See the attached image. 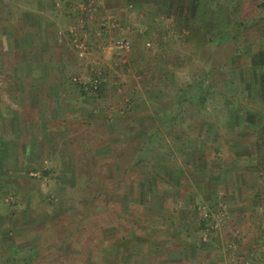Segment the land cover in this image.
Returning a JSON list of instances; mask_svg holds the SVG:
<instances>
[{
  "label": "rangeland",
  "instance_id": "obj_1",
  "mask_svg": "<svg viewBox=\"0 0 264 264\" xmlns=\"http://www.w3.org/2000/svg\"><path fill=\"white\" fill-rule=\"evenodd\" d=\"M50 1L0 0V102L7 96L9 108L23 106L6 87L19 61L39 58L24 72L39 68L51 84L59 72L65 87L85 88L89 112L67 129L54 124L55 138L41 128L27 162L8 163L25 173L0 177V264H241L253 254L257 261L264 251V0H186L191 10L199 4L194 13L208 11L188 21L193 32L162 20L154 30L164 44L129 56L116 52L118 33L95 31L88 48L76 39L77 54L92 63L57 67L45 61L58 59L62 44L30 49L24 17L39 11V32L56 13L66 32L77 4ZM20 36L24 49L15 48ZM61 96L51 103L64 107ZM232 187L244 189L241 212L229 206L224 190ZM240 228L241 240L233 233ZM62 240L71 247L58 249Z\"/></svg>",
  "mask_w": 264,
  "mask_h": 264
},
{
  "label": "crops",
  "instance_id": "obj_2",
  "mask_svg": "<svg viewBox=\"0 0 264 264\" xmlns=\"http://www.w3.org/2000/svg\"><path fill=\"white\" fill-rule=\"evenodd\" d=\"M55 1V0H53ZM74 1L77 5L75 11L71 8L69 9V16L66 17L70 25L66 32H63L61 25L59 24L60 18L55 13L49 14L47 22L42 23L41 30L39 32L34 29V21L33 19H37V17L41 20V15H39V11L29 10L24 12V17L26 20L30 21L29 24L30 29L26 30V32L31 35H34V40L31 42L30 49L38 48L40 45L47 44L48 46L53 45L54 47H58L60 43L63 48H60L63 53L59 54V58L50 57L48 58L47 65L50 67L51 65L58 66V63L62 62L68 66L73 59L78 64L88 65L92 63L91 57H79L77 54V45L76 42L83 40L86 44L87 48L91 44L90 33H94L96 31L97 35H104L105 30H110L114 33H118V39H128L131 42V48L128 50H123L125 54L129 55L137 48L146 47L145 44L151 46L156 44L161 46L164 44L161 41V37L156 36L155 28L162 25V20L172 19L175 20L173 26L178 28L174 29L172 24L166 21L168 25H171L169 29H173V31H179L185 29L183 24H188V21L192 18H196L199 14L207 13L208 11H200L194 13L193 10H197L200 6L197 4L196 7L191 6L193 10L190 9V6H187L186 0H69ZM192 2V1H191ZM190 2V3H191ZM44 3H51L50 0H44ZM181 5L183 7L181 8ZM195 8V9H194ZM207 10H210L209 8ZM136 14H132L135 13ZM38 14V16H37ZM136 15V16H135ZM136 17L139 19L137 22ZM177 19H188L187 22L180 23ZM181 21V20H180ZM19 27L23 26L19 20L16 21ZM192 22V21H191ZM185 24V25H186ZM24 25H27L24 23ZM41 25V24H40ZM28 26V25H27ZM36 26V25H35ZM136 26V29H135ZM187 28L192 31V27ZM192 26V25H191ZM47 27V28H46ZM104 30V31H103ZM186 30V29H185ZM162 31V30H161ZM169 31V30H168ZM153 33V36L152 34ZM161 33V32H160ZM167 31L165 32V35ZM148 35H151L153 41H146ZM167 38V36H165ZM19 36V35H18ZM142 36L146 37L145 42L141 41ZM74 37V38H73ZM113 39V38H112ZM115 39L113 42H115ZM15 40V48H23L24 40L22 36L16 37ZM109 42V41H108ZM107 42V43H108ZM112 42V43H113ZM105 43V42H104ZM35 45V46H34ZM24 49V48H23ZM116 51V50H115ZM131 51V52H130ZM122 53L121 50L117 51ZM108 53V52H107ZM29 59H24V61H19L20 67L22 69H18L17 73L13 77L16 79L13 82H10L9 87L11 90V95L14 101L17 104L23 105L22 107H15V111L12 108L7 106L9 101L6 98H2L1 102L5 103L6 110L2 114L3 110L0 108V119L4 121L2 127L3 133L0 136V177L8 178L11 174L12 170L15 171L14 167L9 162L22 163L27 162L28 157L31 156V151L33 147L40 144L39 139V131L40 129L46 130V135L48 137L55 138V131L57 126L54 127V124H61L63 128H66V122H73L74 120L80 121L83 123V118H86L87 121L88 110L85 108L87 105L84 102L87 101V91L79 86L71 85L72 81L66 83L65 87L63 85L62 75L56 74L53 78V83H50L49 76L41 75L39 73V68H37L34 72L33 70L30 73H25L23 70L25 65H31L34 67L40 66V59H33L32 61H28ZM101 61H96L97 64L101 65L103 59ZM23 71V73H22ZM50 83V84H49ZM51 85V86H50ZM49 86L51 88L45 90V87ZM66 89V90H64ZM58 93V94H57ZM62 95L61 98L65 101V106L61 107L58 104H53L51 101L55 102L59 95ZM11 97V96H10ZM0 102V107L2 104ZM17 108H21V111ZM26 111V116H24V111ZM92 113V111H91ZM60 127V126H59ZM67 129V128H66ZM27 131H31L28 133ZM52 131V135L49 133ZM54 145H56L55 140ZM17 174L24 175V170L15 171ZM1 181V180H0ZM242 187L239 188H231L230 190H224L226 194H230V199L228 202L231 203L229 206H233L231 209L238 210L237 212L243 211L244 208L243 203L240 202V191H242ZM244 190V189H243ZM254 195L256 191H253ZM224 193V194H225ZM235 195V197H233ZM253 196V195H251ZM227 201V200H226ZM240 223L243 224L242 220L239 219ZM242 227L247 231L248 226L243 224ZM245 230L237 229L233 231V233L237 232L238 236H240L239 240H241L243 234H245ZM259 257H257V261L253 259L256 255L246 256L241 258V264H262L261 258L264 257V251H259L257 253ZM249 259V260H248ZM209 260L205 261L211 262ZM245 260V261H244ZM170 260H165L163 264H172ZM168 262V263H167ZM175 264V263H174Z\"/></svg>",
  "mask_w": 264,
  "mask_h": 264
},
{
  "label": "built area",
  "instance_id": "obj_3",
  "mask_svg": "<svg viewBox=\"0 0 264 264\" xmlns=\"http://www.w3.org/2000/svg\"><path fill=\"white\" fill-rule=\"evenodd\" d=\"M115 48L118 50H128L131 48V42L128 39H118L115 41ZM84 54V52H82ZM75 80H78L75 78ZM83 84L86 86L88 83L87 81H82ZM99 85V80L98 79H93L90 81V86L92 87H98Z\"/></svg>",
  "mask_w": 264,
  "mask_h": 264
},
{
  "label": "trees",
  "instance_id": "obj_4",
  "mask_svg": "<svg viewBox=\"0 0 264 264\" xmlns=\"http://www.w3.org/2000/svg\"><path fill=\"white\" fill-rule=\"evenodd\" d=\"M195 6H196V5H195ZM182 7H183V5H181V8H182ZM187 20H188V19H186L185 22H187ZM185 24H186V23H185ZM236 27H237V29H238V32H237V33H240L241 23L238 22V23L236 24ZM65 230H69V229H65ZM68 233L72 234V233H74V232L69 230ZM63 239H64V238H63ZM62 241H63V242L57 244V248H58V249H60L61 251H63V250H65V249L71 247V244H70V243H65L64 240H62Z\"/></svg>",
  "mask_w": 264,
  "mask_h": 264
}]
</instances>
